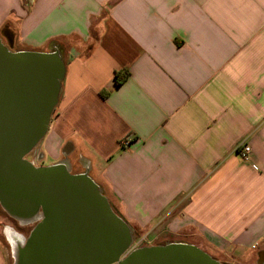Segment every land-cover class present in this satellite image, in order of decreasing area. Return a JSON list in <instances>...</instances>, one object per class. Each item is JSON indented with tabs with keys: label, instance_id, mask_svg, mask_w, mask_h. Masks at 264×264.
Instances as JSON below:
<instances>
[{
	"label": "crops",
	"instance_id": "obj_1",
	"mask_svg": "<svg viewBox=\"0 0 264 264\" xmlns=\"http://www.w3.org/2000/svg\"><path fill=\"white\" fill-rule=\"evenodd\" d=\"M0 34L63 49L45 159L87 168L127 223L264 264V0H0ZM11 232L10 264H31Z\"/></svg>",
	"mask_w": 264,
	"mask_h": 264
},
{
	"label": "water",
	"instance_id": "obj_2",
	"mask_svg": "<svg viewBox=\"0 0 264 264\" xmlns=\"http://www.w3.org/2000/svg\"><path fill=\"white\" fill-rule=\"evenodd\" d=\"M10 48L0 38V206L18 224L33 225L20 236L26 246L19 255L31 264H64L69 255H80V264H224L184 240L134 247L133 229L87 168L72 172L66 157L44 166L25 158L49 128L64 52L55 44Z\"/></svg>",
	"mask_w": 264,
	"mask_h": 264
},
{
	"label": "rangeland",
	"instance_id": "obj_3",
	"mask_svg": "<svg viewBox=\"0 0 264 264\" xmlns=\"http://www.w3.org/2000/svg\"><path fill=\"white\" fill-rule=\"evenodd\" d=\"M12 37H13V34H12ZM0 38L7 47H11L10 48L11 50L23 49L17 46L18 44L14 42V39L7 40L4 37H2L1 34H0ZM25 158L31 161L35 166H44V165L51 164L49 158L45 159V155L42 151L41 144L34 151L26 155ZM79 169L81 168H77L71 171L77 172L79 171ZM175 210H172L170 214L166 216L165 220H168L171 216L173 217ZM128 224L133 229V235H134L133 246L134 247L161 244L166 241H172L171 239L173 240L185 239L186 241L188 240L190 243H193L196 245V242L195 241L193 242V240H195L194 236L192 235L194 234V232H183V231L171 232V231L162 230L161 226H156L155 229L154 228L149 229L148 227L139 228L134 223H128ZM9 230L14 231L15 233H18L21 235H25L26 237L28 233L30 232L29 231L30 226L29 225L22 226L18 224L13 218L8 216L7 213L0 206V242L4 246V249H5L4 252L10 264L11 263V252H10V246L8 244L9 238L7 236V232ZM81 260H82V257L80 255L78 256L69 255L67 261L64 264H80ZM251 264H255V263H251Z\"/></svg>",
	"mask_w": 264,
	"mask_h": 264
},
{
	"label": "built area",
	"instance_id": "obj_4",
	"mask_svg": "<svg viewBox=\"0 0 264 264\" xmlns=\"http://www.w3.org/2000/svg\"><path fill=\"white\" fill-rule=\"evenodd\" d=\"M130 138L129 137H124L119 141V144L121 146V148H126L129 144ZM236 154L242 159V160H248L249 158V154H250V147L244 143L241 142L239 144H237L236 146Z\"/></svg>",
	"mask_w": 264,
	"mask_h": 264
},
{
	"label": "trees",
	"instance_id": "obj_5",
	"mask_svg": "<svg viewBox=\"0 0 264 264\" xmlns=\"http://www.w3.org/2000/svg\"><path fill=\"white\" fill-rule=\"evenodd\" d=\"M12 36V35H11ZM127 73L126 72H123L122 74H118V73H115L114 74V77H113V81H114V84L115 85H119L122 81H123V79H125L126 77H127ZM101 96L102 97H105V93L104 92H102L101 93ZM54 114V113H53ZM214 258V257H213Z\"/></svg>",
	"mask_w": 264,
	"mask_h": 264
},
{
	"label": "bare ground",
	"instance_id": "obj_6",
	"mask_svg": "<svg viewBox=\"0 0 264 264\" xmlns=\"http://www.w3.org/2000/svg\"><path fill=\"white\" fill-rule=\"evenodd\" d=\"M13 235H14V234H13L11 231H10L9 234H8V236H9V238H10V240H11L12 243H14ZM14 238H15V237H14Z\"/></svg>",
	"mask_w": 264,
	"mask_h": 264
},
{
	"label": "flooded vegetation",
	"instance_id": "obj_7",
	"mask_svg": "<svg viewBox=\"0 0 264 264\" xmlns=\"http://www.w3.org/2000/svg\"><path fill=\"white\" fill-rule=\"evenodd\" d=\"M8 40H9V38H8ZM30 226H33V225H30Z\"/></svg>",
	"mask_w": 264,
	"mask_h": 264
}]
</instances>
